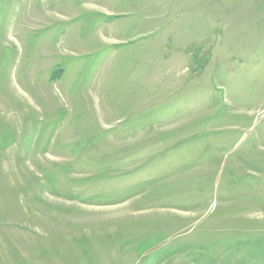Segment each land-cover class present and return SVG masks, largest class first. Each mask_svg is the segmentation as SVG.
<instances>
[{
    "label": "rangeland",
    "instance_id": "rangeland-1",
    "mask_svg": "<svg viewBox=\"0 0 264 264\" xmlns=\"http://www.w3.org/2000/svg\"><path fill=\"white\" fill-rule=\"evenodd\" d=\"M0 264H264V0H0Z\"/></svg>",
    "mask_w": 264,
    "mask_h": 264
}]
</instances>
